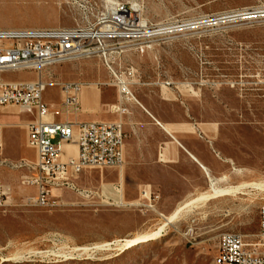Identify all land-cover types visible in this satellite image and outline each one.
Returning <instances> with one entry per match:
<instances>
[{
    "label": "rangeland",
    "instance_id": "1",
    "mask_svg": "<svg viewBox=\"0 0 264 264\" xmlns=\"http://www.w3.org/2000/svg\"><path fill=\"white\" fill-rule=\"evenodd\" d=\"M106 1L127 6L149 34L143 42H122L114 70L167 120L217 128L220 148L235 157L234 180L172 208L170 191L120 192L117 169H88L77 185L90 197L55 190L49 206L37 207L31 199L38 189L23 185L30 172L0 166L8 188L5 196L0 194V264H214L222 234H241L254 242L259 232L264 0H93L98 7L89 20H96ZM79 5V0H0V29L81 27L87 17ZM66 64L74 67L65 70L67 78L101 74L103 87L117 94L118 88L110 86L112 74L98 58ZM46 100L55 101V86L48 88ZM0 112L13 117V123L29 118L18 107ZM13 132L21 139L22 130Z\"/></svg>",
    "mask_w": 264,
    "mask_h": 264
},
{
    "label": "built area",
    "instance_id": "2",
    "mask_svg": "<svg viewBox=\"0 0 264 264\" xmlns=\"http://www.w3.org/2000/svg\"><path fill=\"white\" fill-rule=\"evenodd\" d=\"M79 1L87 17L81 27L0 29V108L18 107L35 118L28 129L29 144L37 150V162H22L12 169L30 172L23 185L38 189V196L31 199V204L37 207L49 206L55 190H70L88 198L91 193L77 185L83 172L97 168L121 170L124 166L126 135L122 122L71 124L49 120L55 114L44 100L50 86L62 88L67 116L80 111L79 94L83 83L58 84L43 78L44 71L70 61L98 58L113 76L114 83L110 85L116 86L126 99H134L130 83L114 70V65L123 54L122 42H143L149 34L122 3L106 1L103 11L92 21L88 17L98 4L93 0ZM19 73H35L38 79L9 81L5 78ZM128 75L134 77L133 70H128ZM113 111L125 112L118 106H114ZM2 128L0 125V166H6ZM63 145H76L77 156L62 161ZM7 192L8 188L0 179V194L5 196ZM259 219L254 242L247 241L241 234L220 236L216 257L221 264H264V205Z\"/></svg>",
    "mask_w": 264,
    "mask_h": 264
},
{
    "label": "crops",
    "instance_id": "3",
    "mask_svg": "<svg viewBox=\"0 0 264 264\" xmlns=\"http://www.w3.org/2000/svg\"><path fill=\"white\" fill-rule=\"evenodd\" d=\"M67 63V62H66ZM56 66L48 73L44 80H52L58 84L83 83L79 94L80 111L77 114L66 115L64 110V93L60 86H55V101L45 102L53 109L54 115L49 119L55 123L69 122L71 124L122 122L126 135L124 150V166L116 172V185L120 192H139L142 188L149 187L156 192L170 191L172 208H180L179 203H189L208 193L214 186L226 181L234 180V155L226 153L220 148L218 129L212 126L196 124L189 125L184 121H170L157 113L146 99L145 94L137 92L134 99H126L113 90L104 88L107 85L104 75L84 74L82 76L66 77L65 70L71 68L68 64ZM34 75L35 73H26ZM9 74L5 78L9 81ZM114 86V85H110ZM167 88L166 85H161ZM159 96L164 95L161 89ZM118 106L125 112H115L113 107ZM4 108V107H3ZM25 121L13 123V117L0 112V125L4 143L3 160L11 168L26 163H36L37 150L29 144L28 125L35 121L31 115ZM15 129L23 131L21 139ZM210 135L208 132H210ZM210 136V137H209ZM20 140V141H19ZM25 152H21V149ZM76 145H63L61 160L66 162L77 156ZM18 173H27L26 169H13ZM166 178L161 181V178ZM170 178V180H168ZM171 185L170 190L164 186ZM133 188H130V187ZM163 187V188H162ZM162 188V189H161Z\"/></svg>",
    "mask_w": 264,
    "mask_h": 264
},
{
    "label": "bare ground",
    "instance_id": "4",
    "mask_svg": "<svg viewBox=\"0 0 264 264\" xmlns=\"http://www.w3.org/2000/svg\"><path fill=\"white\" fill-rule=\"evenodd\" d=\"M178 212V211H177ZM180 214V213H179ZM173 217H175V216H173ZM177 218V217H176ZM172 219V218H171ZM214 264H221L220 263V258L219 257H216L215 259H214Z\"/></svg>",
    "mask_w": 264,
    "mask_h": 264
}]
</instances>
